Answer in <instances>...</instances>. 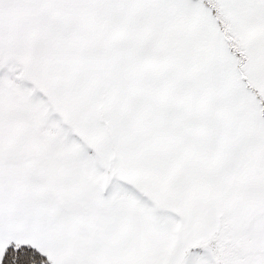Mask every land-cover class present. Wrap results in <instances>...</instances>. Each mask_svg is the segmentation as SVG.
I'll use <instances>...</instances> for the list:
<instances>
[{
  "label": "snow or ice",
  "instance_id": "6c2138e0",
  "mask_svg": "<svg viewBox=\"0 0 264 264\" xmlns=\"http://www.w3.org/2000/svg\"><path fill=\"white\" fill-rule=\"evenodd\" d=\"M0 264H264V0H0Z\"/></svg>",
  "mask_w": 264,
  "mask_h": 264
}]
</instances>
